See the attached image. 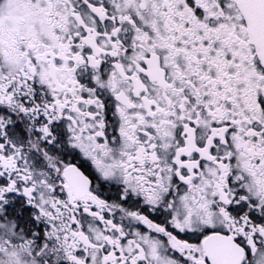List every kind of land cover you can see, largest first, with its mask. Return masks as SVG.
<instances>
[{"label": "snow or ice", "instance_id": "obj_1", "mask_svg": "<svg viewBox=\"0 0 264 264\" xmlns=\"http://www.w3.org/2000/svg\"><path fill=\"white\" fill-rule=\"evenodd\" d=\"M0 264H264V0H0Z\"/></svg>", "mask_w": 264, "mask_h": 264}]
</instances>
